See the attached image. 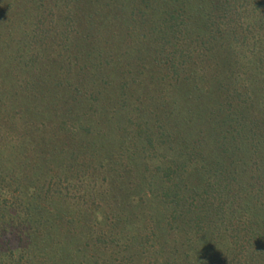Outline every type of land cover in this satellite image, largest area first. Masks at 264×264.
<instances>
[{
  "label": "rangeland",
  "instance_id": "rangeland-1",
  "mask_svg": "<svg viewBox=\"0 0 264 264\" xmlns=\"http://www.w3.org/2000/svg\"><path fill=\"white\" fill-rule=\"evenodd\" d=\"M165 1L158 0L147 9L148 15L138 25L141 30L134 31L132 41L129 23L111 14L107 0H0V23L4 17L11 23L15 18L12 13L19 12L25 3L40 5L44 16L40 25L47 31L50 48L54 43L51 38L58 41L61 33L79 35L82 49L79 54L83 61H92V55L93 62L99 55L105 59L95 70L98 76L104 75L101 81H94L95 89L115 98L120 95L132 106L128 111L125 108L122 116L112 98L99 104L80 96L83 92L78 95L80 123L93 129L81 135L89 156V172L85 176H70V181H61L58 187L43 186L46 180L41 173V183L33 193V183L26 175L30 166L19 168L17 158L12 152L8 154L7 146L11 149L12 145L15 154L33 155L43 141L37 128L44 126L50 112L57 108L59 132L61 108L68 110L74 103L62 97L69 94V83L63 79L60 82L62 71L52 64L50 48L43 49L36 44L37 55L45 53L52 76L41 77L30 68L22 67L18 76L13 77L9 59L11 45L7 39L1 42L5 35L0 32V140L5 142L0 143V180L6 173L5 165L11 168L16 165L13 170L21 184L13 191L0 184V253L5 258L16 256L22 250L24 240L16 236L21 228L17 233L13 228L16 223L12 218L17 214L20 225L22 220L29 221L34 215L44 221L36 231L37 242L31 246L36 249L41 264H93L90 255L110 264H142L143 261L149 264L145 261L149 253L152 260L157 259L150 264H160L158 245L164 246L167 241L177 246L176 255L181 264H235L230 261L233 257L239 264H264V0H170L183 23L168 35L169 49L175 53L167 57L159 52L160 47L156 51L150 48L161 46L160 32L147 31L153 26L151 18L158 21L167 7ZM92 12L89 35L93 38L85 33ZM34 19L31 13L29 20ZM138 32L145 33L146 37L141 39ZM148 35L150 38L146 41ZM85 36H89V43ZM132 53L140 57L130 58ZM30 59H25L23 65L30 66ZM35 87L33 95L44 107L43 113L26 98L21 111L12 108L19 93L26 91L27 96L28 90ZM69 88L88 93L84 84L78 82L71 81ZM52 93L51 110L48 104ZM87 96L92 98L93 94ZM197 101L220 114L206 122L201 117L194 120L198 131L204 133L197 136L200 154L192 149L188 139L194 133L190 137L185 134L191 122L188 107ZM134 107L152 116H155L153 109L163 111L159 126L156 122L157 131L149 134L150 140L135 126L128 128L126 134L116 129L117 125L126 123L125 119L136 117L135 110L131 111ZM29 111H32L31 118ZM176 113L178 116L173 118ZM73 131L77 132L75 128ZM19 142L26 143L23 148L27 144L33 147L32 151L15 148ZM56 144L55 151L49 155L56 156L63 148V144ZM93 144L97 149L95 156L91 154ZM176 157L185 159L188 167L186 173L181 171L185 178L182 196L190 203L194 200L197 209L193 211L204 216V224L196 225L191 210L187 213L190 225L174 224L171 209L162 206L161 199L156 216H162L151 229L140 216L162 195V188L152 183L143 187L138 180L143 183L141 173L145 168L151 170L146 176L147 183L155 166L175 169L179 165V162L173 163ZM210 161V166L204 167ZM223 170H226V180ZM46 175L50 179L53 175L51 182L58 178L52 171ZM138 231L153 237L145 256L137 246Z\"/></svg>",
  "mask_w": 264,
  "mask_h": 264
},
{
  "label": "trees",
  "instance_id": "trees-1",
  "mask_svg": "<svg viewBox=\"0 0 264 264\" xmlns=\"http://www.w3.org/2000/svg\"><path fill=\"white\" fill-rule=\"evenodd\" d=\"M155 2H158V0H107V3H109V9L111 10V14L115 16L117 15L119 18H123L125 23H129L127 27L131 30L130 31L131 36H133L132 41L135 36L134 31L141 30L138 28V25L143 21L144 16L146 17L148 15L147 9L150 8L151 5ZM165 5H167V7L164 8L160 16H158V21L151 18V20L153 21V26L150 25L147 31L150 32V30L155 29L158 32H160L158 39L161 40V46L152 45L150 46V48L156 51L160 47L159 52H162L164 57H167L175 53L173 51H170L169 49L170 44H169L168 35L174 33L175 28L179 26L182 27L183 21L180 18L179 12L174 7V5L171 4L170 0H166ZM40 10H41L40 5L38 6V5H34L32 2H28V3H25L24 6H22L19 12L12 13V14H15V18L11 19V23L6 22L5 17L0 23V32L5 35L1 39V42L4 43V41L7 39L9 42V46L11 45L9 48L11 52L9 59L11 60L10 71L12 72L13 77L18 76V74L22 70V67L24 68L27 67V69L30 68L34 72H37L41 77L49 78L50 76H52L50 75L48 64L46 62L47 57L43 51V49H49L50 47L47 45V42L49 41L47 37L48 35L47 31L43 25L42 26L40 25V22H43L41 21V19L44 18ZM31 13H34L35 21L29 20V18H31ZM92 18H93V12L91 16H89V18L87 19L90 21H88L87 26H85L86 27L85 33L87 35H89V33L92 32L90 31V26L91 27L93 26L92 21H91ZM128 20L130 22H128ZM144 21H147V19H145ZM10 32H12L11 35L9 34ZM138 34L140 38L141 36L146 37L145 33L140 34L138 32ZM78 36L79 35H71V34L70 36H68L67 34L64 36L61 33L58 36L60 37V40L58 41L56 39L52 40L51 38V41L52 42L54 41V43L50 48L51 49L50 60L52 61V64L54 65L56 70L62 71V74L59 77L60 82L63 79L65 82L69 84L71 83V81L84 84V87L88 89V93L93 94V97L90 98L89 96H87L89 95L87 92L82 91L80 89L69 88V84H68L69 94L68 95L63 94L62 97L64 101L66 99H69L74 104H72V107L70 106L67 107L68 110H63L61 108L62 120L60 123L59 132H57V127H58V118L60 115V111L57 108H53L52 113L50 112L49 117L46 119L45 125L41 126V128L40 127L37 128V130L41 131V134H42L41 139L43 141L41 142V146L36 148L35 152L33 150L34 152L33 155L28 154L27 156H25L22 154L21 156V154H17V153L15 154L13 150L14 149L13 146L11 145V149L9 148V146H7L8 154L12 152L14 157L17 158L16 164L19 168L30 166L28 169H26L27 171L26 175L30 178L29 182L33 183V193L39 187L41 183L42 175L44 177L43 179L46 180L45 184H42L43 186L47 184V185H51V187H58L62 184L61 181L67 182L68 179L70 181V176H76V177H79L81 175L85 176L89 172L90 164L87 162V158L89 156L87 155V152H86L87 147L84 146V140L82 139L81 135L83 133L84 134L90 133L93 131V129L83 126L80 123V116H79L80 107L78 105L79 103V100L77 97L78 95L82 94L83 92V94L80 96H85V99L87 101H90L91 103L98 101L99 104L105 103V101H108L109 98H112L115 101L118 108H120L119 112L123 113L122 116H125V112H126L125 108H127V111H128V107H132L130 104L126 102V99L120 95L119 97L115 98L114 96L103 95L102 93L98 91V89H95V85L93 84L101 81V78L104 76V75L98 76L95 70L99 66V64L104 62L105 59L101 55H99L97 57V60L93 62V55H92V58H91L92 61H88L87 59L83 61V59L81 58L79 54L80 51H82V49L79 46L81 40L78 38ZM89 36H85L86 39H88V43L90 39ZM91 37L93 38V36ZM149 38L150 37L148 35V37L146 38V41H149ZM27 43L30 44V47L28 46ZM36 44H39L42 47H44L42 49V52L44 53V55H37L39 53V50H37ZM66 45H67V48H66ZM209 49H210V46H209ZM29 57H31L30 66L23 65L24 64L23 61ZM134 57H140V56L136 53H132L130 58H134ZM26 75H27V78L30 77V74L27 72H26ZM129 79L134 80V76L132 77L130 76ZM33 86L35 85H32V87ZM30 89L31 90H28L27 92V96H25L26 91L19 93L20 96H16V101L13 104L12 108H17V110L22 109L23 105L25 104V98H26L30 101H33V105L36 104L35 108H39L40 112L43 113L44 107L42 105L40 106V104L38 103L37 97L33 95V92L36 91L37 87L30 88ZM53 97H54V93L51 94V98L48 104V107L51 110H52ZM75 101H77V103ZM87 106H90V105L87 104ZM164 108L169 109L168 107H165V106ZM133 110H135L136 117L133 119H125L126 123H123V126L117 125L116 129H119L121 133L126 134L128 128H132L133 126H135V127H138L142 133L144 132L147 138L150 140L151 138L149 134H153V131L155 132L157 131L158 127H156V122L158 123V126H159V120L161 119L159 115L163 111L159 112L158 109H153L154 111L151 110V112L155 116H152L147 111L139 112L140 108L136 110V107H134L133 109H131V111ZM14 112L15 110H12V113ZM188 114L191 119V122L188 126V131L185 134H187V136L190 137L191 136L190 133L191 132L194 133V135L191 137L192 140L191 138H188V139L190 143L193 144L192 149L196 150V152L200 154L201 145H196V143L199 144L200 142L199 137L197 136H199V133L200 135H204V133L202 131H198V127L195 121L197 120L198 117H201V121L204 120L206 122L211 119H216L217 117H220V114L215 113L212 109H210L209 105L201 101H197L194 105H192L191 107H188ZM143 115L146 116V119H141ZM31 116H32V111H29L28 117L31 118ZM176 116H178L177 113L173 116V118H175ZM39 117L43 119L42 115H40ZM138 119H140L142 122H139ZM133 120H135V122H133ZM163 120L166 121V117H164ZM29 121L30 120H28L27 123ZM24 124H26V121L24 122ZM165 124L169 125L168 122H165ZM166 125L163 128H165ZM47 126L49 127V129H47ZM34 127L36 126L34 125ZM73 128H75L77 132H74ZM180 129L181 131L185 132V129L183 128H180ZM184 140L185 142L187 141L186 139ZM35 142L37 143V141ZM57 142H59L60 144H63V148L59 149V153L56 156H53L54 153L49 155L50 151H55ZM0 143L5 144L3 140H0ZM17 144L15 145V148L17 147V149L19 150L23 149L22 151L24 152L32 151L33 149V147H30L28 144H27V147L25 146L23 148V146L26 144L25 142H19L18 146ZM149 144L151 145L152 143H149ZM182 148L184 149L185 146H182ZM178 149H181V147H179ZM96 152H97V149L94 147V144H93V151H91V154L95 156ZM141 153L142 151L140 149V155ZM20 156L24 159V161L20 159ZM90 159H91V156H90ZM28 160H31L32 162H28ZM180 161L181 159L179 157H176L173 159V163L179 162V165H176L175 169H172L173 168L172 166L171 167L170 166L164 167L162 165L155 166L151 172V175H152L150 178L151 180H149L148 183H147L148 181L147 177L151 170L148 168H145L142 170L141 176L143 179V183L142 181L138 180L139 185L142 184L144 187L145 184L152 183L153 186L154 184L157 185L158 189L162 188V191L160 192L162 195L159 198L156 197L154 202L153 203L151 202L149 204L150 207L149 209L145 211L146 212L145 215L142 214V216H140V217H144L147 220V223L151 225L150 226L151 229L153 228L154 225H157L159 223V218L162 216L161 215L159 218H157L156 216V211H159L157 203L158 202L161 203V199L163 200L162 206H166L167 210L171 209L172 211L171 217L173 218L174 222H176L174 224L186 225V222H187L190 225V220L187 219L188 217L187 213L189 210L192 211L191 213L192 218L196 222V225L199 226V225L204 224V216L198 213L197 211H193V209H197L196 205H193L194 200H191V203H190L187 201L185 196H182V188L185 182V178L183 177L182 172L186 173L188 170V167H186L187 164L184 163L185 159H183L181 162ZM211 163L212 161L207 162V164H205L204 167H209ZM15 166L16 165H14L11 168L5 165L7 174L4 173V175L2 176L0 180L1 182L0 184H3V186L9 189V191L11 190L13 191V189L17 188L18 184L21 185L20 181L15 176V171L13 170ZM220 166H223L225 168V165H223L221 162H220ZM204 167L201 165V169H204ZM32 168H35V170H33V173L30 172V169ZM95 170L96 169L93 166V172ZM50 171H52L53 174L56 173L58 175V178L54 179L53 182H51L53 175L51 176V179L47 177L46 175V172L48 173ZM61 173H63V180L62 178L59 179V176L61 175ZM223 174L226 180L227 179L226 170H223ZM156 176L158 177V179H153V177L156 178ZM222 176L223 175H221V178ZM203 177L205 180L206 178L204 175ZM5 178H8L9 180H6ZM221 181L219 182L221 183ZM153 186L151 187V189H153ZM169 197L171 198L170 201H168L167 199ZM21 212L22 214H25V212L23 211ZM16 216H19V215L16 214L12 218L14 222L16 223L13 226V228L15 229V231L18 230L19 227L21 228L19 234L16 231L17 233L16 236L18 239L24 240V242L21 241L22 250L16 256H12L13 258L12 257L5 258L3 254L0 253V264H37V263L41 264V262L39 261L40 257L38 258L36 256L37 255L36 249L33 250L31 246H32V243L37 242L36 231L40 230L39 226H41L44 221L41 218L37 217L38 215H34L33 218L32 219L30 218L31 220L29 221L22 220L21 225H20L19 220L16 219L17 218ZM18 218H21V217H18ZM141 227L142 229L146 228L145 225ZM137 235H138L137 240H139L137 246L139 247L140 252L143 253V256H145L146 253L149 251L148 248L150 247L152 243L153 237H150L148 234L142 233L140 231L137 232ZM172 243L169 244L167 241L165 242L164 246H161V244H159L160 246L158 245L159 257L162 262V263L160 262V264H181L178 261V255H176V253L178 252V248L175 245V243L173 244ZM155 244L157 245L158 243L156 242ZM33 246L35 247V245ZM2 248H5L4 245L2 246ZM90 257L91 259L93 258L94 260L92 261L93 264H110L108 260L102 261L101 259H98V258L94 259L93 255H90ZM141 257L142 256L140 255L139 258ZM146 258H145V261L149 264L157 260L156 258L152 260V255L150 253L148 254V257ZM230 261H234L235 264L240 263V262H237L238 259L237 258L235 259L234 257L230 258ZM138 263H139V260H138ZM142 264H145L144 261L142 262Z\"/></svg>",
  "mask_w": 264,
  "mask_h": 264
}]
</instances>
